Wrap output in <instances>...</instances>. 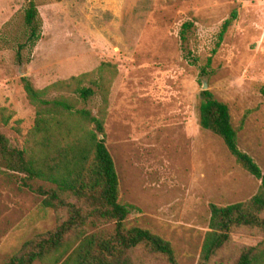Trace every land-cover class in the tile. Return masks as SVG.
Segmentation results:
<instances>
[{
  "label": "rangeland",
  "instance_id": "obj_1",
  "mask_svg": "<svg viewBox=\"0 0 264 264\" xmlns=\"http://www.w3.org/2000/svg\"><path fill=\"white\" fill-rule=\"evenodd\" d=\"M34 1L41 37L18 61L17 48L27 34L26 2L0 0V133L21 149L34 125L35 108L22 77L43 89L84 73L96 79L102 67L108 88L105 145L120 202L137 209L127 224L169 241L178 264H198L209 204L245 201L260 186L218 136L200 128L203 83L228 106L239 148L264 172V0ZM234 10L237 18L217 47L221 25ZM185 22L193 27L182 44ZM93 88L97 94L86 107L96 112L101 99ZM60 94L69 95L49 97ZM3 116H10L7 123ZM22 177L0 159V264L63 217L44 209ZM250 246L264 248V238L236 230L210 264H234Z\"/></svg>",
  "mask_w": 264,
  "mask_h": 264
},
{
  "label": "trees",
  "instance_id": "obj_2",
  "mask_svg": "<svg viewBox=\"0 0 264 264\" xmlns=\"http://www.w3.org/2000/svg\"><path fill=\"white\" fill-rule=\"evenodd\" d=\"M24 1L27 34L18 45V61L21 51L34 47L41 37L37 5L34 0ZM236 18L234 10L222 23L217 47ZM192 27L191 22L182 25V44ZM190 57L187 51L185 58ZM210 63L211 57L206 67ZM102 70L98 68L96 79H89L93 73H84L43 89H36L27 77L21 78L27 99L35 108L34 125L21 149L11 147L0 133V159L6 169L23 176L22 185L41 197L44 209L59 211L63 217L52 231L26 242L3 264H178L169 241L127 224L137 209L120 202L118 175L105 145L108 88ZM93 87L101 99L96 112L86 107L97 94ZM59 91L69 95L49 97ZM8 119L10 116L2 117L4 123ZM198 124L218 136L235 162L260 182L257 192L245 201L209 204L208 230L201 241L198 264H210L230 244L236 230L264 238V172L239 148L228 106L208 90L200 93ZM33 181L46 186L34 188L30 185ZM234 264H264V248L242 249Z\"/></svg>",
  "mask_w": 264,
  "mask_h": 264
},
{
  "label": "water",
  "instance_id": "obj_3",
  "mask_svg": "<svg viewBox=\"0 0 264 264\" xmlns=\"http://www.w3.org/2000/svg\"><path fill=\"white\" fill-rule=\"evenodd\" d=\"M202 90L204 91V90H207V84L206 83H203V85H202ZM101 138V137H100Z\"/></svg>",
  "mask_w": 264,
  "mask_h": 264
}]
</instances>
